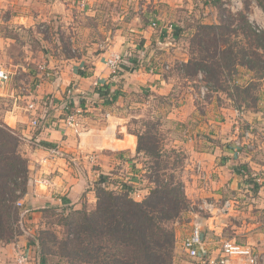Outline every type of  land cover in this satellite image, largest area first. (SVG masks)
Here are the masks:
<instances>
[{
    "label": "crops",
    "instance_id": "0c3cea01",
    "mask_svg": "<svg viewBox=\"0 0 264 264\" xmlns=\"http://www.w3.org/2000/svg\"><path fill=\"white\" fill-rule=\"evenodd\" d=\"M13 1L16 0H0L6 7ZM71 1L50 0L48 3L50 14L57 23L63 21L58 13L68 11L69 14L74 9ZM171 1L136 0L134 5L137 12L131 24L141 26L136 32L133 30L140 41L134 46L138 47L139 57L145 55L148 59L154 52L159 55L161 61L148 66L153 71L128 64L120 70V75L113 74L107 62L108 51L70 62L61 73L59 71L61 77L58 81L45 77L39 85L33 86V92L27 85L23 87V94L19 92L20 88L12 86L15 99L24 106L11 100L5 119L25 136L22 153L29 162V182L24 202L28 208L50 205H58L63 210L83 206L94 208L100 176L106 177V184L111 188H123L124 184L120 182L130 180L139 194L147 193L148 183L134 172V167H139L138 135L123 123H128L133 112L146 103L159 105L162 99V106H168L162 121L166 118L165 122L174 123L176 132L160 133L165 136L167 133L172 148L186 155L181 176L190 209L176 222V249L184 250V238L194 224L200 223L204 232L200 253L204 257L218 254L225 238L251 244L259 252H264V183L258 181L264 177V75L259 76L245 65L238 64L229 86L234 87L208 91L205 97H201L199 92L204 85L201 71L188 76L180 68L193 56L188 53L189 43L183 50H178V45L177 49L174 48L172 42L166 45L174 35L164 30H168L166 25L170 21H175L170 18L173 13L168 10L175 13L178 9L183 10V5ZM213 6L214 10L218 8ZM245 6L243 4L241 11L246 10L251 22L255 25L264 23V9L256 0H252L250 11ZM153 20L162 28L159 33L151 25ZM218 22L219 19L215 23ZM190 26L187 23V27ZM121 34H116L119 41L127 39ZM175 37L188 40L187 35ZM160 40H165L166 44H159ZM122 48L130 52L126 44ZM171 62L174 65L166 69L164 64ZM253 83L258 85L254 101L239 99L235 89H245ZM96 90L120 94L116 100L104 95L97 99ZM44 94H51L54 99L46 95L49 105L43 115L53 125L39 132L33 128L32 132L30 114L22 107L29 100H35L39 106L38 101ZM140 96L145 97L144 103ZM64 101L81 110L83 125L79 135L73 128L60 126L65 116L62 110ZM196 101L206 109L200 110ZM248 130H251L252 137L246 140L244 133ZM239 141L245 142L244 145L239 147ZM56 147L58 150H54ZM92 155L95 157L91 158ZM205 200L215 205L210 213L197 211L194 207ZM226 201H231L232 205L226 207ZM193 259L194 264H207L202 257Z\"/></svg>",
    "mask_w": 264,
    "mask_h": 264
},
{
    "label": "rangeland",
    "instance_id": "374dc122",
    "mask_svg": "<svg viewBox=\"0 0 264 264\" xmlns=\"http://www.w3.org/2000/svg\"><path fill=\"white\" fill-rule=\"evenodd\" d=\"M242 1L244 5H248V1L251 0ZM261 1L264 2V0H260V2ZM49 2L50 0H16L12 2L11 5L13 6L10 5L9 7L1 5L2 3L0 2V69L7 70L12 73L14 77V79L12 78L13 81L0 82V119L4 120L6 124L8 123L5 118L11 108V100H13V103L19 102L18 104L24 106L20 103V100L15 99L16 93L12 86L19 87L27 84L29 85V91L33 92V86L39 85V81H43L45 77L49 78L50 81H58L61 77V75H58L59 71L61 73V70H63L67 64H71L70 62L80 58L83 59V56L100 54L101 52L108 51L109 54L113 52H123L122 46L126 44V47H128L132 55H130L126 62L121 64V67L116 70V73L113 72V74L117 75L121 74L120 70L124 65L127 66L131 64L136 66L137 69L144 67L143 69L148 68L150 71H153L148 67L149 64L152 66L153 62L161 61V58L159 55L157 56L155 52L148 59L145 55L141 57L138 56L139 52L136 50L138 47L134 45L140 41L135 37L133 30L136 32V29L140 25L131 24L132 17L137 12V9L134 7L136 0H72L71 4H73L74 9L71 10L69 14L68 11L67 13H58L62 15L63 19V21L59 23H57L55 17L50 14ZM171 2L180 6L183 5V10L185 9L184 11L187 12L184 13L182 9H178L177 13L173 12V10H168L173 13V17L170 18L175 21H170L168 25H166L168 30L164 31L174 36H172V39L167 42V44L165 40H163V44L169 45L172 42L175 43L174 48L177 49L176 46L178 45V50H183L184 46L189 43L187 48L191 56L196 54L197 57H206L208 52L215 55L214 51H212L213 40L205 44L201 43H204V40L207 41L208 36L214 37V33H226L231 36L229 37L231 40L237 41V47L244 46L243 48H250L245 45L242 35L245 31L241 28L243 22H238V20L241 19L240 13H228L224 11L222 15L224 18V25H221L219 28L204 30L200 28L199 24H219L221 21L220 13L222 8L220 9L219 5L216 4L218 3L217 1L173 0ZM213 5L218 8L214 10ZM200 10L202 11L200 12ZM218 19L219 22L215 23ZM234 20L237 21L231 24L230 22ZM187 23L191 24L189 28L187 27ZM259 25L264 28V23H259ZM227 28L229 29L227 30ZM161 29L160 26L155 28L157 33H159ZM232 29L234 30L233 32L230 31ZM116 34H119V36L121 34L127 39L119 41ZM176 35L179 37H186L187 35L188 40L185 41L184 39L176 38ZM133 39L135 42H131ZM143 43L144 42L140 44L143 45ZM205 48L208 49V52L205 51ZM200 50H202V52ZM262 60L263 62L259 65L257 64L258 68H264V56H262ZM212 62L213 61L208 59L207 64L213 65ZM171 63L172 64H164V67L166 69L172 67L174 62ZM233 66L234 64L231 66L225 65L217 76H213L211 73L207 74L201 72V78L205 82H203L204 85L209 88L208 91L216 90L219 86L226 90L234 87L233 85L229 87L230 81L233 78ZM41 67H45L47 70L45 71L41 69ZM184 69L183 71L185 72ZM257 70L258 72L260 71L259 69ZM193 72L194 66L191 65L185 73L190 76L194 75ZM36 76L41 80L38 81ZM190 82L191 81H189V84ZM203 86H201V89ZM254 87H257V85ZM240 89L241 88L238 90L235 89L238 98H256L257 91L250 89L249 91L242 92ZM125 93L126 92H124V94ZM97 94V99L102 98L103 90H98ZM111 94L113 95L115 93ZM199 94L201 97H205L201 91ZM46 95L51 100H54L51 94H44L43 98H47ZM117 97L115 98L117 99ZM140 97H142L140 100L144 103L143 100H145V97ZM106 98H110V96L108 97L107 95ZM161 103L162 99L159 100V105H155V102L151 104L146 103L145 106L134 111L128 123H123V125H128L129 129L133 132H146V130L149 129L150 132L155 133L157 138H159V146L162 147L164 151L169 152L173 148L171 140L167 138V133L176 132L174 130L175 124L165 122L166 118L165 120L163 118L162 121V115H164L168 106H166V108L164 107L165 104L162 106ZM195 104L202 111L206 109L201 102L196 101ZM48 105H43L42 110L38 111V116L42 115L41 117H44V111ZM63 112L66 116L65 110H63ZM78 120H80V126L78 133L75 132L76 135H79V132L82 131L83 124L80 114L78 115ZM63 124L64 122L61 120L60 125ZM30 126L32 128L31 131L33 128L36 129L33 125L30 124ZM14 129L17 130L16 128ZM160 132H167L166 136ZM18 133L23 139L25 138L19 131ZM37 142L39 141L37 140ZM23 146L24 144L22 142L21 151L23 150ZM54 150H58V148L56 147ZM94 157V155L91 156V158ZM148 160L146 156L141 155L138 162L139 167L145 170L148 169V166L151 164V159L149 162ZM124 176L125 175L122 177L125 179ZM100 177L102 178L103 176ZM120 183L124 184L123 187H125V185H133L130 180H126L125 182L121 181ZM133 196L136 197V195ZM22 201L23 204L20 206H23L21 221L23 234L14 242L0 244V264H14L17 254L25 250L30 254V264H94L90 261H82L77 258L66 256L63 243L66 241L69 228L65 224L67 213L64 212L62 208L58 205L28 208L26 207L24 198H22ZM195 262L196 261L192 257L187 255L185 250L176 249L174 263L194 264Z\"/></svg>",
    "mask_w": 264,
    "mask_h": 264
},
{
    "label": "trees",
    "instance_id": "16d2710c",
    "mask_svg": "<svg viewBox=\"0 0 264 264\" xmlns=\"http://www.w3.org/2000/svg\"><path fill=\"white\" fill-rule=\"evenodd\" d=\"M214 1L218 2L216 4L220 9L222 8L221 21L219 24H199L204 30L224 25V11L233 13L224 6L222 0ZM257 3L264 9V2L257 0ZM251 4L252 0L248 1L245 8L250 9ZM245 11L238 12L241 14L238 22H243L241 28L246 32L242 35L245 45L250 48L237 47V41L231 40V36L226 33H214V37L208 36V40L201 44L213 40L212 51L215 55L205 48L208 52L206 57L193 54L189 63L180 68H185L186 72L192 65L194 75L201 71L217 76L225 65L234 64V70L240 64L255 71L259 76L264 75V68L257 66L263 62L264 28L260 29L251 22ZM235 21L237 20L230 23ZM206 58L213 61V65H208ZM36 77L38 81L41 80ZM256 85L253 83L250 87L240 90L256 91ZM23 87L16 88H20L19 92L23 94ZM218 89L224 88L219 86ZM119 94L120 92H117L112 95L109 90L103 92L105 97L108 95L113 99ZM38 104L42 108L44 104H49V99L42 97ZM45 121L50 122L47 118ZM36 129L39 132L45 128L41 126ZM146 132H136L139 139L137 152L139 159L144 155L149 159L148 162L151 159V164L146 170L135 166L134 172L146 180L149 191L136 198L133 196L138 192L137 188H134L135 184L115 189L106 184L105 176L100 178L96 187L97 202L94 208L83 206L64 210L67 213L65 224L69 228L63 243L66 256L94 264H176V222L190 209L185 182L181 176L186 155L178 149L164 151L159 146L157 135L149 129ZM22 142L23 138L18 131L0 119V244L14 242L23 234V206L18 202L28 190L29 162L21 151Z\"/></svg>",
    "mask_w": 264,
    "mask_h": 264
},
{
    "label": "built area",
    "instance_id": "2783aa9c",
    "mask_svg": "<svg viewBox=\"0 0 264 264\" xmlns=\"http://www.w3.org/2000/svg\"><path fill=\"white\" fill-rule=\"evenodd\" d=\"M224 6L229 8L233 13L239 12L242 9L243 1L242 0H222ZM152 27H159L158 22L153 20L151 23ZM260 29L262 27L258 26ZM162 30V29H161ZM159 44H163L162 40L159 41ZM132 55L131 52L123 51V52H113L107 59L109 66L112 68L113 72L116 73L121 67L123 62H126L128 58ZM169 68V67H168ZM43 70H47L45 67H41ZM13 74L8 72L5 69H0V82H10L12 80ZM208 91L207 86H203L201 89L202 94L205 96ZM20 106V104H18ZM21 108V107H19ZM28 114H30V124L33 127H41L51 128L52 123L45 121V116H38L39 106H37V102L35 100H29L25 107H22ZM62 110H65L66 116L62 119L64 122L63 127L73 128L77 133L79 131L80 120H78V115L81 113L79 108H75L73 104L69 101L63 102ZM61 126V125H60ZM252 137L251 130H248L244 133V138L249 140ZM245 142L239 141L238 146L241 147ZM258 181L264 183V177H260ZM136 197L141 196L139 192L135 193ZM19 205L23 204V201L20 200L18 202ZM226 207H230L232 205L231 201L225 202ZM197 211L200 212H212L215 208V205L212 202L204 201L201 204L194 206ZM204 244V232L203 227L200 223L194 224L190 234H188L183 240V249L187 252V254L192 258L202 257L204 258V263L207 264H264V252H259L255 247L251 244L238 243L233 239L225 238L222 240L220 251L216 255H211L204 257L201 255L200 248ZM31 258L29 252L21 251L17 254L14 264H30Z\"/></svg>",
    "mask_w": 264,
    "mask_h": 264
}]
</instances>
